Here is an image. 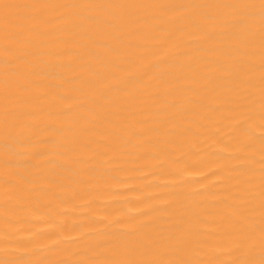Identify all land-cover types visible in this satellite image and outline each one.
I'll return each instance as SVG.
<instances>
[{"label": "bare ground", "instance_id": "obj_1", "mask_svg": "<svg viewBox=\"0 0 264 264\" xmlns=\"http://www.w3.org/2000/svg\"><path fill=\"white\" fill-rule=\"evenodd\" d=\"M0 264H264V0H0Z\"/></svg>", "mask_w": 264, "mask_h": 264}]
</instances>
